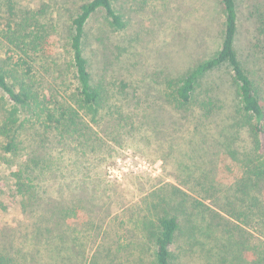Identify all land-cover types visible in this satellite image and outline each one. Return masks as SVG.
<instances>
[{
  "label": "trees",
  "instance_id": "16d2710c",
  "mask_svg": "<svg viewBox=\"0 0 264 264\" xmlns=\"http://www.w3.org/2000/svg\"><path fill=\"white\" fill-rule=\"evenodd\" d=\"M218 1L224 15L219 49L174 74L165 73L157 82L155 100L223 147L220 160L229 176L192 177L203 191L196 197L178 186L167 189L178 212L157 216L152 264H264L263 252L251 253L255 249L233 234L238 227L264 229V94L259 73L264 11L255 8L259 22L242 41L237 0ZM122 5L115 0L77 5L64 38L65 68L55 77L60 88H55L44 65L48 59L62 66L54 54L56 23L46 17L41 21L40 10L24 11L20 0H0V161L22 212L11 224L0 225V264H129L116 260L117 248L109 243L113 226L104 225L110 213L109 188L87 173L90 157L98 162L108 140L123 135H100L104 118H133L124 101L130 92L138 96L129 81L109 73L102 36L89 27L93 15L102 11L111 32L124 31L128 21ZM49 8L42 9L49 13ZM188 199L190 209L183 204ZM203 207L210 223L201 228L212 240L195 249L199 240L193 236L201 228L186 227L187 238L195 243H186L178 258L171 248L185 229L178 213L194 223V211Z\"/></svg>",
  "mask_w": 264,
  "mask_h": 264
},
{
  "label": "rangeland",
  "instance_id": "374dc122",
  "mask_svg": "<svg viewBox=\"0 0 264 264\" xmlns=\"http://www.w3.org/2000/svg\"><path fill=\"white\" fill-rule=\"evenodd\" d=\"M82 1L20 0L24 11L40 10L41 21L46 17L56 23L54 54L59 56L62 66H54L48 59L44 65L47 70L45 77L55 88H60L57 86L60 82H56L60 79L55 80V77H58L61 68H65L64 38L68 21ZM124 2L128 21L124 31L111 32L102 11L93 15L89 27L94 34L102 36L101 52L109 73L129 81L137 89L138 96L130 92L124 101L125 110L131 111L133 118H123L120 114L104 118L99 128L100 135L106 136L110 132L112 137L120 131L123 135L108 140L107 150L102 155L98 153V162L93 155L90 157L87 173L93 175L97 182L104 180L103 185L109 188L110 213L104 225L113 226L109 243L117 248L116 260L129 264H152L157 216L164 212H178L174 209L177 206L168 200L167 189L178 186L190 197H196L203 191L192 177L198 174L208 175L209 178L229 176L224 162L220 160L223 147L215 140L210 141L207 132H196L186 118L181 120L182 114L155 100L157 82L165 73L181 70L219 49L224 15L218 0H115L117 6H123ZM237 3L241 38L245 41L248 28L259 22L255 8L259 5L258 10L264 11V0H237ZM48 5L51 11L45 13L42 8L46 9ZM259 43L264 48V36ZM260 65L264 94V59ZM41 70L44 71L42 67ZM65 82L69 85L71 80ZM133 121L135 124L132 127L130 123ZM49 147L45 145L44 148L48 150ZM3 164L0 161V225L11 224L14 218L22 216L20 198L13 194L9 186L10 176ZM191 201L186 200L184 206ZM203 201L212 204L208 199ZM194 213V223L183 212L178 213L185 228L171 246L178 258L185 252L183 247L186 243H195L187 238L186 227L195 224L207 229L210 223L207 208ZM202 228L195 229L193 237L197 239H193L199 240L195 249L201 246L200 242L212 240L204 236ZM239 228L242 227L233 233L236 239L254 248L251 253H264V229Z\"/></svg>",
  "mask_w": 264,
  "mask_h": 264
}]
</instances>
